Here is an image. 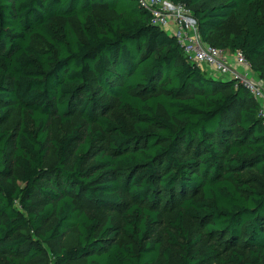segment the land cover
<instances>
[{"label":"trees","instance_id":"1","mask_svg":"<svg viewBox=\"0 0 264 264\" xmlns=\"http://www.w3.org/2000/svg\"><path fill=\"white\" fill-rule=\"evenodd\" d=\"M172 1L203 42L242 51L264 80V0ZM259 110L243 84L190 60L140 0H0V264L48 252L54 264H264ZM55 116L82 121L51 140ZM163 199L179 201L174 263L154 236ZM81 202L117 210L120 226ZM73 229L76 244L59 245Z\"/></svg>","mask_w":264,"mask_h":264},{"label":"built area","instance_id":"2","mask_svg":"<svg viewBox=\"0 0 264 264\" xmlns=\"http://www.w3.org/2000/svg\"><path fill=\"white\" fill-rule=\"evenodd\" d=\"M141 4L153 14V23L172 31L180 44L184 46L186 56L198 63L209 74H221L236 79L252 94L260 105L259 116L264 124V80L250 76L252 65L242 51L233 52L237 66L229 64L230 52L203 42L197 27V20L191 10L183 3L172 0H140ZM230 53V54H228ZM237 67L243 68L239 72Z\"/></svg>","mask_w":264,"mask_h":264},{"label":"rangeland","instance_id":"3","mask_svg":"<svg viewBox=\"0 0 264 264\" xmlns=\"http://www.w3.org/2000/svg\"><path fill=\"white\" fill-rule=\"evenodd\" d=\"M103 15L109 17V16H112V13L106 11V12H103ZM73 22H75V21L73 20ZM227 27L231 31H237V24L233 20H230L228 22ZM230 53H228V54H230ZM258 64H264V57L261 59V61ZM215 75L216 74H214L213 76H215ZM253 77H257V78L259 77L260 78L259 72L256 75L254 74ZM226 79H233V78H226ZM110 114L113 117L125 118L122 111H120L118 108L112 109ZM81 121L82 120L80 119V117H76V118H74L73 123H64L61 121L59 116H55L52 119L51 126H50L51 140L58 139L61 136L65 135L70 130H72V128L75 124L80 123ZM17 123H18V110L16 109V110H13L11 112V117L9 119L4 120L1 124L8 129H13L17 125ZM48 146L50 148V151H49L47 163L52 164L56 161L55 148L51 143H49ZM76 146L77 145H74L71 149V152H70V159L71 160H73V158H74V151H75ZM165 200L166 199H163V203L160 207V209H161V221L154 229V236L158 237L160 239V241L163 243V246L165 248H167V247L171 248V252H172L171 261L174 263V262H176L177 255L180 252V249H179V247L172 245L170 243L169 234H170V232L174 233V230L171 227V222L174 220L175 215H176L177 211L179 210V201L174 200V201L170 202L167 200V203L165 204ZM81 203H82V205L87 207L90 211L99 215L103 220H106L109 216H112L116 226H120L121 223L119 220V214H118L117 210H112V209H107V208H99V207H96V206L91 205V204H85L84 202H81ZM186 226H187L188 230L191 232V234L193 235V237H197V235L201 232L199 224L193 220L186 219ZM77 234H78V232L76 229L71 230L69 232V234H67L65 237H63L62 239L59 240V245L66 246L67 248L75 245L77 242ZM118 241H120V242L128 241V239L124 236H119ZM160 259L162 261H165L164 256H161ZM32 264H54V262H53L52 257L50 256V253L48 252L45 255L35 259ZM71 264H84V259L74 261ZM211 264H215V263H211Z\"/></svg>","mask_w":264,"mask_h":264},{"label":"crops","instance_id":"4","mask_svg":"<svg viewBox=\"0 0 264 264\" xmlns=\"http://www.w3.org/2000/svg\"><path fill=\"white\" fill-rule=\"evenodd\" d=\"M168 32L172 33V31H170V30ZM230 55H231V57H229V64L232 65V66H237V64L235 62V59L233 58V54H230ZM237 68H238L239 72H243L244 71L243 68H241V67H237ZM254 74L256 75L257 73L252 69V72L250 73V76H253ZM215 77L222 78L223 76H221V74H216ZM225 79H226V77H225Z\"/></svg>","mask_w":264,"mask_h":264},{"label":"water","instance_id":"5","mask_svg":"<svg viewBox=\"0 0 264 264\" xmlns=\"http://www.w3.org/2000/svg\"><path fill=\"white\" fill-rule=\"evenodd\" d=\"M234 80H236V79H234Z\"/></svg>","mask_w":264,"mask_h":264}]
</instances>
